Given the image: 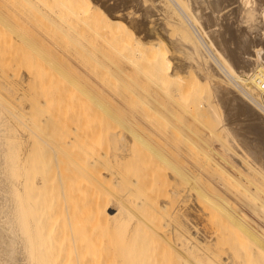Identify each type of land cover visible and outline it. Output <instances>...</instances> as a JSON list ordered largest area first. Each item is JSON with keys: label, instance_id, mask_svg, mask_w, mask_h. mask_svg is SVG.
<instances>
[{"label": "bare ground", "instance_id": "bare-ground-1", "mask_svg": "<svg viewBox=\"0 0 264 264\" xmlns=\"http://www.w3.org/2000/svg\"><path fill=\"white\" fill-rule=\"evenodd\" d=\"M94 1L102 5V8L99 6L102 14L98 13L97 21L91 9L79 10L77 0H0L2 6L17 8L15 12L22 17V20L6 19L9 15L5 18V12L0 10L4 14H0V264H53L50 235L54 223L49 215L53 186L60 195L68 190L71 199H74L65 205L69 228H72L71 214L81 218L78 228L84 231L91 230L101 220L109 221L121 256L130 264H142L146 260L144 250L149 238L146 233L159 238L173 235L176 240L173 250H176L178 258L176 264H264V0H150L146 14L139 16L136 14L138 9L131 11L129 6H125L118 15L114 13L120 10L119 6L127 5L128 0ZM150 14L161 22L165 34L147 27V19H150L147 16ZM119 18L129 20L131 27L119 22ZM128 26L143 33L145 41L138 39ZM126 32L132 41L125 39ZM43 38L52 44L46 41V50H51L48 46H53L55 50H52L61 51L62 55L63 52L95 53L105 49L122 55L124 49L132 50L134 59L130 61L134 62L135 71L140 69L135 60L146 53L150 73H143L146 98L141 99L146 113L141 117L119 116V109L106 106L108 104L103 98L96 97L97 115L89 118L80 99V93L86 91L84 88L79 90V98H70L66 109L59 112L48 94L38 93L34 83L37 73L20 67L23 62L25 66L29 64L26 65L29 61L25 59L31 61L37 56L36 52L41 49L38 41L44 43ZM163 44L165 50L159 52L158 46ZM59 67L55 66L60 70L62 67ZM78 84L71 82L74 87ZM205 132L217 136L219 149L213 147V141L212 147L210 145L207 150L200 147L199 141L201 143L209 136L204 139ZM191 135L196 139L198 137L197 141L193 136L190 139ZM183 139L187 148L181 151ZM133 143L147 147L152 155L170 168L176 169L175 164L180 160L181 163L185 155L196 156L189 159L199 170L205 169L208 163L210 172L214 169L218 175L221 174L219 176L232 179L235 185H229L245 188L240 193L247 195L243 202L250 213L232 206L231 202H227L228 197L212 191L217 197L206 202L218 212L222 210L225 219L218 217L217 211L211 212L209 206L201 205L206 208L202 212L198 206L199 214L206 212L210 217L213 214L210 220L213 216L214 221L224 219L215 221L218 222L215 225H211L213 220L208 221L211 224L206 220L207 226L214 227L210 234L207 230L208 234L200 232L201 229L198 231V227L189 229L187 225L186 228L180 222L171 226L169 234L165 228L160 231L161 226L155 224L160 214L156 212L167 205L161 201L158 203L159 199L156 201L155 196L149 198V192L140 184L144 180H140L137 172H131L137 168L133 165L131 167L136 168L131 169L128 162L132 157H129L128 151L132 150ZM209 143L205 146L208 147ZM102 144L114 149V165L111 167L116 169L113 168L112 172L107 171L109 168L105 170L118 179V182L115 181L116 196L111 192L106 195L96 187L103 181L100 172H97V168L104 169L97 165L103 156L99 148ZM200 154L208 160L203 161L205 165L202 159L203 164L198 163ZM124 163L130 168V175L126 178L121 174L128 169L126 165V168L123 167L126 170L121 172ZM164 169L163 173H166ZM185 172L181 173V178ZM131 173L138 175V179ZM195 175L187 174L188 182L196 176L198 180V174ZM168 177L170 174L167 176L169 180ZM206 183L208 187L209 182ZM220 183L223 188L229 186L227 182ZM202 186L193 184L188 189L197 194V199H209V188L204 187V190ZM139 187L146 191L141 193L149 196L145 204L139 200L143 194L136 196ZM223 202L226 206L222 205ZM148 208L153 209L152 213L159 214V217L154 215V221L152 213L150 217L145 213ZM251 215L256 219H252ZM189 217L193 216L190 214ZM212 233L218 236L215 240L221 237V233H225L226 237L230 235L227 242L230 251L225 256L218 254L221 262L215 257L217 254L212 256L210 253V249H216L214 245L211 248L209 245L213 241ZM224 236L223 239H226ZM237 236H241L240 239ZM71 239L74 245L75 236L72 235ZM220 239L222 241H217L224 243ZM215 240L216 246L219 242L216 244ZM240 242L243 243V247L239 245L242 248L244 245L248 247V243L254 245L245 258L238 253L236 245ZM220 248L225 249L224 245ZM217 249L221 250L219 246ZM249 256L257 260L251 262L254 260H250ZM167 257L168 264L170 256ZM75 260L79 263L77 254Z\"/></svg>", "mask_w": 264, "mask_h": 264}, {"label": "rangeland", "instance_id": "rangeland-1", "mask_svg": "<svg viewBox=\"0 0 264 264\" xmlns=\"http://www.w3.org/2000/svg\"><path fill=\"white\" fill-rule=\"evenodd\" d=\"M109 1H113V0H109ZM149 1L150 0H128L127 5L123 4V5L119 6L120 10L115 11L114 13L118 15L121 13V10L125 6H129L130 7L129 10H131V11L133 8L138 9L136 12V14L138 16L139 15H145L147 10L149 9V6H150ZM77 2H78L79 10L84 9L86 11L87 9H91L93 11L92 16H94L96 21L99 20L98 13L102 14V11H101L102 5L99 1L77 0ZM15 9L16 10H14V7H11V6L5 7V6L0 5V10L5 12L4 13L5 18L9 15L6 19L10 18V19L14 20L15 18H19V20H22V17L17 12H15V11H17V8H15ZM22 11L25 12V9H23ZM3 12H0V14L1 13L3 14ZM147 17H150V19H147V27L149 29L157 30L161 33V35L165 34L164 30L162 28L161 22H159L157 19L154 18L155 17L154 14H150ZM119 19H120V20H118L119 22H123L124 24H127L130 26L129 20L127 22V20L124 18H119ZM129 26H128L129 31H132L134 33V35L138 39H140L141 41H145V36L143 33L137 32L133 27L130 28L131 26L130 27ZM125 39L132 41L130 34L128 32H126V34H125ZM44 40H45L44 43H41L42 40L41 41L37 40L38 43L40 42L38 45L41 46L42 51L43 50L45 51L47 49L46 46L48 45V43H49V45H52L51 42H48L49 41L48 39L43 38V41ZM41 44H43V45H41ZM51 47L48 46V48H50L51 50H46L45 52L40 51L41 49L38 50L39 52L37 51L35 54V56L36 55L37 56L36 57L34 56L35 58L31 61L27 60L28 59L27 57H25V58H27L25 60L23 58L24 61H29L27 63L25 62L26 65L28 63L29 64L27 66H25L23 64L24 63L23 62L20 67H21V69L22 68L23 69L28 68V69L33 70L37 73L38 77H37V80L35 79L34 83L37 87L38 93L48 94L49 98L53 102L54 107H56V109L59 112H61L63 110V108L66 109V107H67L66 103L68 102V100L70 98H72V97L79 98V95L81 94L80 99L83 102V108L85 109L86 115L89 118H94L97 115L98 108L94 104V102H95L94 100L96 97L103 98L106 101V103L108 104L106 106H109L112 109H115V107H116L117 109H115V110L119 109L117 111V114H119V116L122 115L123 117H125V116L126 117H134L132 115H135V116L138 115L139 117H141L142 114H144V112L146 113L145 109H143V107H144V105H142L143 102L141 101V99L146 98V96H145L146 82H144V79H143L144 74L143 73H147V74L150 73V71L148 70V62H147L148 55H146V53L143 55L144 57H142L141 59L135 60L136 66L138 65L140 68L139 71H138V69H137V71H135L136 68H135L134 62L130 61V59L133 58V53H132V50H129V49H124V51H122V53H123L122 55H120L114 51H109L106 49L102 52H95V53L73 52V51L70 53L63 52V55H62L61 51L59 53L56 50V52H57L56 53L55 51H53V50H55V48H53V46H51ZM158 47H159V52H162L165 50L166 46L163 44V45L158 46ZM167 53H169V52H167ZM57 54H59V55H57ZM30 57H33V55ZM30 59H32V58H30ZM52 64H55V65H52ZM58 65L60 67H62L61 69L59 67L60 70H58V68L57 69L55 68V66L58 67ZM191 72H193V71H191ZM189 74H187V75H189ZM72 81L73 82L75 81L76 85H77V83H79L77 86L79 88L71 85ZM82 88H84L86 91L84 93L81 92L79 94V92H80L79 90H81ZM77 95H78V97H77ZM119 99L122 100L123 102L119 101ZM101 113H103V112H101ZM203 134L204 133H202V135ZM202 135L200 134V136H199L200 140L202 138L201 137ZM204 135H203L204 139L207 135H209V136H207V138L205 140H201V143L199 141L200 147L201 146H202V148L205 147L204 149L207 150V148H209L210 145L212 147V143L214 142L215 146L213 145V147L218 148L219 140H218L216 135L211 134L214 137L216 136V138L211 136L210 133L205 132ZM192 136H193V138L195 137V139H196V136H194V135H191L190 139H193ZM210 136L212 137L211 141H210ZM197 139H198V137H197ZM197 139H196V141H197ZM185 140H186V138H185ZM217 140H218V143L216 142ZM186 141L188 142L189 140H186ZM202 141L207 142V144L209 143V141H210V143L212 141L213 142L211 144L209 143L208 147H206L207 144L205 143V145H206L205 146L203 144L204 142H202ZM134 142L136 143V141H134ZM184 142L185 141L183 139V142H181V143H183L184 145L181 144V147H182L181 151H183V148L184 149H185V147L187 148V145H185ZM135 143H133L132 150L130 149L128 151L129 157L130 156L133 157V159H131L132 157L130 158L131 161H128L130 167L133 165H136V167H137V168L135 167L136 170L134 167H131V169L134 168V170H135V171L131 170V172L132 173L137 172L140 180L141 181L144 180L142 183L140 181L139 182L141 185L144 186L143 188H145V190L147 192H149L150 197L147 194V196L149 198L155 196V198H154L155 200L159 199L158 203H160L159 201H161L162 203H164V204L166 203L165 205H167L165 207V209H163L162 211L156 212V213L160 214L161 218L159 217V214L156 215L155 211H153L154 213H152L153 209L152 210H151V208H148L149 210L145 209V213H147V215H149V217H150V214L152 213L151 216H152V218H154L153 221L155 220L156 217H159V219L156 218L155 224L158 227L161 226L160 231L165 228L167 231L165 229L164 230L167 233L169 231V229L171 228V226L175 222L176 223L180 222L181 224H183L184 227L186 226V228H187V225H189V227H190V228L188 227L189 229H194V228H192V226H194L196 228L198 227L197 228L198 231L201 229L200 232H202V231L206 232V230L208 231V233L211 232L212 229L214 228V227L210 228V227H212L211 225H215L216 223L218 224V222L223 221L225 219L222 216V215H224L222 210H220V211L223 214L220 211L218 212V209L215 210V208H213V207L211 208L210 207L211 203L210 204L207 203V202H211V200L212 201L215 200L213 198L217 197L216 194L211 193L212 191L216 192V193L218 192L217 194L220 196H226L225 198L228 197L227 198L228 200L227 199L226 200H227V202H231L232 206H236L239 210L245 211L248 214L250 213L249 210L244 205V202L246 200V199L244 200V196L246 194L240 193V191L243 192L242 188H244V187L239 186L240 187V189H239V187L236 186L238 188V189H236V187L231 186L232 184L235 185L233 183L232 179H228L227 177L223 176L224 175L223 173H222L223 177H221V176H219L221 174L218 175V173L214 169H211V172H210V168L209 169L207 168L208 163H206V165H205V162H207L208 160L206 159V156L204 154L203 155L205 156L206 160H203L204 159V158H202L203 155L200 154L201 157L199 155V160L202 159V162L205 161V162H203L204 165L206 166L205 169L203 168L204 170L203 169L199 170L198 166L194 165L195 163L194 164L192 163L193 160H191V159H194L196 157L193 155H190V157H188L189 155L188 156L185 155V157H183L184 162L182 161L180 163V161H181L180 160L179 163L175 164L176 169H174V168H170L168 165L160 162V160H158V158L155 155L151 154L152 152L147 147L144 148V147H142L143 145L142 146L139 145L140 143L139 144H135ZM201 144H203V145H201ZM137 145L139 147H137ZM134 147L136 148V150ZM99 148L101 149V151L103 153V156L101 155L102 158L100 157L103 161L100 160L97 163V165H101L98 167H101V169H103V168L104 169L99 170L100 168L99 169L97 168V172H100L99 175H100V177L103 178V181H101L103 184L101 186L100 185L101 182L97 183L98 185L96 184V187H99L98 189L105 192L106 195L109 192H111L113 195L116 196L115 189L117 188L116 184L118 182V179L116 178L115 174L112 175V173H110L113 171V168H114V167H111V165H114V163L112 161V154H113L114 149H112L109 146H105L104 144H102ZM204 149H202V150H204ZM223 153L225 154V156L227 155V153H225L224 151H223ZM189 158H191V159H189ZM227 158H228V155H227ZM127 160H129V159L127 158ZM187 160H188V162H187ZM199 160H197V161H199ZM128 162H126V163H128ZM130 162L132 163V165ZM194 162H195V160H194ZM200 162H201V160L198 163H200ZM188 163H189V165H188ZM191 163L193 164V166ZM126 165L127 164L124 163L121 166V172L126 170V169H123L124 166H125V168L128 166V169L126 171L130 170L129 165H127V166ZM164 165H166V166H164ZM167 166H168V168H167ZM164 168H166V170H167L166 173H163V172H165ZM105 169H108L107 171H110V172H108L109 174L107 173V171ZM115 169L116 168H114V170ZM122 169H123V171H122ZM177 169L181 173H183V171L184 172L186 171L185 172L186 174L182 175V178H181L180 177L181 173L178 174ZM170 170H171L172 174L170 173ZM175 170H177V171H175ZM206 170H208V172ZM102 171H103V173H102ZM126 171L123 172V173H125V175H123V173H121L123 178H126L130 172V171H128V172H126ZM172 171H174L175 173ZM119 172H120V170H119ZM167 172H169V173H167ZM188 172H190L193 175L198 174V180H196L197 176L195 175L196 179L193 178L191 181H189L191 185L188 182V180L191 179V175H189L190 179L187 176V174H190ZM103 174H104V176H103ZM169 174H170V177H168V178H170V179L168 180L167 176ZM138 175L136 176V174H134V175L132 174V176L133 177L136 176L137 179H138ZM122 176L119 178H122ZM183 176H184V179H183ZM172 177L174 178V180L177 178H179V180H181V181L184 180V181H182L183 183L181 181H180V183L185 184V185L182 186V184L179 183V180H175V183H174L173 182L174 180ZM175 177H177V178H175ZM123 178H122V180H123ZM201 178H203V180ZM116 180H117V182H115ZM122 180H120V181H122ZM171 180H172V183H171ZM186 180L188 183L186 182ZM176 181L180 184V186H179V184H178V186H176L177 185ZM219 181L220 182H227L226 185H229L228 183H231V185H229L231 187L230 190H233L234 188L236 190H233V191L228 190L229 186L223 188V185H220L221 183ZM206 182H209V186H211V187H209V186L206 187L208 185ZM192 183L194 185H197V186L205 185V186H202V188H204V187L209 188L208 193H209V196H211V197L209 199L198 198L200 200L198 203V199L195 198V196H197V194L194 193V191L191 190V188H190V190L188 189L189 187L193 186ZM196 183H198V184H196ZM141 185H140V187H141ZM213 185H215L217 188ZM103 187L105 188L106 191H104ZM178 187L180 189H178ZM139 188H138V190H139ZM143 188L142 189L140 188L139 193L137 190L136 196H140L141 194H143V195H141V196H143L142 199L139 198V200L143 201V203L145 204V200H148L149 198L144 193H141V192L145 191ZM149 188H150V190H149ZM182 188L184 189V191H182L183 190ZM212 189H215V191ZM142 190H144V191H142ZM204 190H205V188H204ZM112 191H114V193ZM146 191H145V193H146ZM190 191H191V193L194 194V196L191 197V195H193V194H191ZM67 192H68V190H67ZM67 192H65L64 195H60L59 192L56 190V187L53 186L52 196H50L49 215L52 218V222L54 223V230L51 232V235H50V240H51L50 253H52V255H53L52 263L53 264H130V262H127L121 256V250H120V248L116 242L115 233H114V230L111 227V224L109 223V221L101 220L100 222L94 224V226L91 227L92 228L91 230L88 231V229H87V231L86 230L84 231V229L78 228V224L80 226L79 222H80L81 218L79 219L77 217H74L73 214H71L72 228H69V226L67 224V219H66L65 205L70 204L71 202L74 201V199H71L72 196L70 195L69 192L68 193L70 196H68ZM205 192H206L205 194L208 195L207 190ZM189 193H190V195H188ZM246 193H247V191H246ZM109 196L111 197V194H109ZM144 196H145V198H144ZM189 196L191 199L189 198ZM101 197L104 198L106 196H101ZM186 199H188V200H186ZM155 200H154V202L157 201V200L156 201ZM206 200H209V201L206 202ZM143 203H141V204H143ZM185 203H186V205H185ZM191 203H193L194 206ZM204 203H207L209 205L204 204ZM233 203H235L236 205ZM187 205H189V206H187ZM201 205H202V207L205 205H206V207L209 206V209L211 208V212L213 210L217 211L221 215L219 216V214L217 215V213H214V214H216L220 218L222 216L224 219L223 218L219 219L216 217L219 220L216 219L215 221H218V222L215 223V221H214L215 216H213L212 220L214 221L213 222L214 224L213 223L211 224V222L209 223L208 221L211 219L213 214H211V212H209L211 214V217L207 216L208 214L206 215V212H203L205 214L202 213L205 217L202 216V214H199L200 211L198 212V210L200 208H202ZM222 205L226 206V202L225 203L223 202ZM183 207H186L187 209L186 208L185 209L187 211L185 209H183L184 210L183 211L182 210ZM188 207L192 208V209H190V211L191 210H193V211L188 212V209H189ZM204 208L200 209L201 212L203 210L206 211V208L205 209ZM147 211L148 212L150 211L149 214ZM207 211H210V210H207ZM183 212H185V213H183ZM187 212L189 214H187ZM190 214L193 217L190 218L189 217ZM154 215H156V217ZM197 215H199V216H197ZM252 216L253 215H251L252 219H256L255 216H253V217ZM199 217H203V218H199ZM207 217H210V218H207ZM201 219H202V221H201ZM157 220H162L163 222L157 221ZM198 220H200V221H198ZM206 220H207V223L211 224V225L207 226V223H205ZM212 220H210V221H212ZM162 223H165V224H162ZM204 223L206 224V226ZM195 224H196V226H195ZM197 224H198V226H197ZM203 224L206 227V229L203 226ZM207 227H209V228H207ZM224 231H226V229ZM165 232H162V233H165ZM238 232L241 235V233H240L241 231H238ZM146 234H147L146 236L149 238H147V241L145 243V250H144V256H145L146 260L142 264H165V262L167 264V261H169L167 259L168 258L167 256H170V262H168V264H176L178 262L177 255H175L176 250L175 251L173 250V249H175L174 246H175V241H176L174 239V237H172L173 235H171V234H170V236L163 235L164 237L160 236V238H159V236H153L149 233H146ZM167 234H169V233H167ZM224 234L221 233V235H219L221 237H219V239H216V240L214 238L218 237V236H216V234H213L214 235V236L212 235L213 241L211 240L213 244L211 242H210L211 244H209L210 248L212 247V245H214L213 247L216 248L215 250L210 249L211 250L210 253H212L211 254L212 256L214 254L215 255L217 254L215 256L217 260H219L218 257L220 258V256H225L227 254V252L230 251L229 243H227V242H229L228 237H230V235L227 234V237H226V236H224ZM239 234H237V235H239ZM72 235H74L75 239H76V242L74 245H73V242L71 239ZM223 236H224V238L226 237V239H223ZM241 236H237V237L240 239ZM220 238H222L224 240L223 241L224 243L221 242L222 240ZM214 240L215 241L221 240V241H217L216 244L218 242L219 243L221 242V243L220 244L218 243V245L215 246ZM226 240H228V241H226ZM177 241H178V239H177ZM172 243H174V244H172ZM242 244L243 243L240 242V243H238V245H236L238 248V251H239V252L238 251L237 252L239 254H241V256L243 258H245L244 257L245 254L248 256V254L252 252L250 249H252L254 247V245L252 243H250V244H252L251 248H250V244L248 243L247 244L248 247L246 246L247 248L245 247V245H244V248H242L243 247ZM171 245L174 248H172ZM223 245H224L225 249L220 248ZM239 245H241L242 247ZM217 246H219V249H221L222 251L218 250ZM248 248H249V251H248ZM216 250H218L217 251L218 253L216 252ZM223 250H225V251H223ZM171 251H172V253H170ZM219 251L221 254L219 253ZM168 252L170 253V255L168 254ZM222 252H223V254H222ZM247 252H249V253H247ZM242 253H243V255H242ZM76 254L79 257V261H78L79 263H77V261L75 260ZM172 254H174L173 258H172ZM50 256H51V254H50ZM249 257L251 258L250 260H254L251 262H255L257 260V259H253L251 256H249ZM171 259L174 262L173 261L171 262ZM250 260L248 259L247 261L250 262ZM219 262H221V261L219 260Z\"/></svg>", "mask_w": 264, "mask_h": 264}]
</instances>
